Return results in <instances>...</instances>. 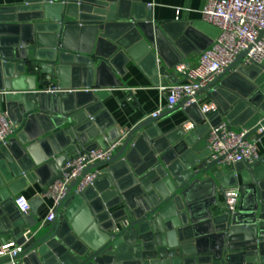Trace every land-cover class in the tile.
Instances as JSON below:
<instances>
[{
	"label": "water",
	"instance_id": "obj_1",
	"mask_svg": "<svg viewBox=\"0 0 264 264\" xmlns=\"http://www.w3.org/2000/svg\"><path fill=\"white\" fill-rule=\"evenodd\" d=\"M220 29L202 19L167 20L143 0H23L0 6V109L18 128L0 142V245L23 244L17 264H264V151L230 168L209 162L208 131L220 122L247 130L264 148V65H243L247 50L195 95L210 110L178 103L121 133L104 123L105 96L124 88L131 65L154 85L176 82ZM62 89L89 91L47 92ZM128 87V86H127ZM131 89V88H128ZM132 95V92H130ZM182 109L171 128L161 121ZM69 186L51 223L39 215L47 187L75 154L106 148ZM206 135V136H205ZM100 170L85 190L78 184ZM39 183L42 196L21 214L14 197ZM239 186L230 209L226 190ZM0 264H13L7 256Z\"/></svg>",
	"mask_w": 264,
	"mask_h": 264
},
{
	"label": "built area",
	"instance_id": "obj_2",
	"mask_svg": "<svg viewBox=\"0 0 264 264\" xmlns=\"http://www.w3.org/2000/svg\"><path fill=\"white\" fill-rule=\"evenodd\" d=\"M201 9L202 20L215 25L220 29V34L212 44L199 54V63L194 67H178L177 80L174 83L160 85V90L167 99L165 107L152 113L159 116L164 109H172L178 103L188 100L186 106L198 103L202 113L213 107L212 104L203 102L201 95L195 94L211 83L215 77L224 72L236 57L247 50L243 65H264V0H206ZM183 9L177 8L178 15ZM89 91L88 88L62 89L49 87L47 92L54 91ZM18 128L6 108L0 109V142L15 133ZM264 132V128L260 130ZM247 130L236 131L229 129L226 122H220L208 131V148L210 150L209 162L219 159V164L231 166L243 161H253L260 157V139L252 136L246 139ZM126 135L123 134L116 141L109 143L106 148L96 147L88 154H75L65 163L63 169H69L61 178L47 187L45 197L51 201L47 215L41 219L42 224L51 223L55 218L56 209L69 190V186L79 178L85 168L91 163L109 160L124 143ZM229 168V167H228ZM100 170L87 174L78 184V192L85 190L100 174ZM240 188L232 186L226 190V200L230 209H235L238 204ZM14 204L21 214L31 211L30 199L19 193L14 197ZM33 234L29 228L23 230V244L16 239H9L0 245V258L9 256L13 264H17L18 256L32 240Z\"/></svg>",
	"mask_w": 264,
	"mask_h": 264
},
{
	"label": "crops",
	"instance_id": "obj_3",
	"mask_svg": "<svg viewBox=\"0 0 264 264\" xmlns=\"http://www.w3.org/2000/svg\"><path fill=\"white\" fill-rule=\"evenodd\" d=\"M22 1L23 0H0V6L16 5ZM143 1L154 7L156 18L160 17L167 20L189 19L191 21L202 19L201 9H203L202 7L206 2V0ZM178 7L183 9L179 15L177 13ZM188 59L191 61L192 67H194L199 63V54L193 52L188 56ZM181 67H183V65ZM123 80L126 81L127 85L124 86V88L112 89L111 92L105 96V100L103 101L108 109L103 118L104 123L108 124L115 119L121 133L125 131V129L143 120L146 115H152V113L158 111L161 107L166 106L167 99L162 94L160 85L170 83L168 80H162L159 85H154L145 72L134 64L131 65L128 73L124 75ZM54 85L55 83L49 87H54ZM130 92H132V95ZM200 95L203 102L209 103L208 95H206L205 92ZM166 110L168 109H164L163 111ZM182 119H184L182 109H178L174 116L161 121L160 124H166L165 128H171L177 125ZM258 146L260 155H262L264 151L263 145L259 143ZM204 151H209L208 146L204 147ZM231 166L228 167L230 168ZM42 191L43 187L37 182L24 187L20 193H24L31 200L42 196ZM42 198L43 203L39 210L41 219L47 215L51 204L49 199L43 196ZM9 239H12L10 235L7 236V240Z\"/></svg>",
	"mask_w": 264,
	"mask_h": 264
}]
</instances>
